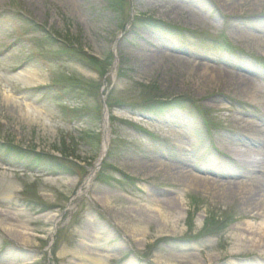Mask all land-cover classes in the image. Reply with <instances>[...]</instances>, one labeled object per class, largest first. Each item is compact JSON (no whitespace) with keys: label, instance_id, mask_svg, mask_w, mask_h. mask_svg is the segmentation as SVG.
Returning <instances> with one entry per match:
<instances>
[{"label":"rangeland","instance_id":"obj_1","mask_svg":"<svg viewBox=\"0 0 264 264\" xmlns=\"http://www.w3.org/2000/svg\"><path fill=\"white\" fill-rule=\"evenodd\" d=\"M256 125L264 0H0V264H93L87 245L101 264H264L236 252V229L264 215ZM178 208L160 233L158 210Z\"/></svg>","mask_w":264,"mask_h":264},{"label":"bare ground","instance_id":"obj_2","mask_svg":"<svg viewBox=\"0 0 264 264\" xmlns=\"http://www.w3.org/2000/svg\"><path fill=\"white\" fill-rule=\"evenodd\" d=\"M255 40H259L262 41L263 37H256L254 36ZM202 66V65H200ZM244 68V67H243ZM246 72L250 73L251 70L248 68H244ZM210 66L207 65V69H205V72H210ZM242 80L245 81V83H250V78H248L247 76H241ZM32 81H34V78H28L27 79V83H32ZM30 114V113H29ZM255 131H251L252 134L258 135L259 138H257L259 142V144H262V142L264 141L262 139V135L264 134V129L263 126L261 125H256L254 127ZM263 133V134H262ZM262 141V142H261ZM245 145V143H244ZM108 146H109V136H107L105 138V142L103 145V149H102V157L104 155H106L107 151H108ZM237 154V156H239L240 158L242 157L243 159L247 160V164L250 166V168L254 167V164H256L258 162V157L260 155L259 151L256 150H252L249 149L247 146L245 148L243 147H238V149L235 152ZM102 159V158H101ZM177 172H178V176L185 181V183H189V185H193V187H201V185L208 183L209 185H216L217 182L212 181V180H207L205 178H202L194 173H192L191 171H184L180 168H176ZM195 171L198 172H202V169H194ZM94 173L95 171L92 172V174L90 175V177L88 178L87 182L85 183L84 187L85 188H89L94 180ZM183 177V178H182ZM225 185H231V184H225ZM252 201H255V199L253 198ZM105 205L106 206H111V200L109 198H105L104 199ZM255 205H258V203H255ZM161 214V219L163 220V224L164 227L160 228V233H163L164 235H168L169 231H173L175 232L178 229L179 226V222L181 221V219L183 218L184 214L183 211L181 209L178 208V212H172V213H166L162 210H158ZM262 216V222L258 225H254L251 223H248L246 227H240L236 229V252L241 251L242 247H246L248 249H259L260 251H262L264 253V215L261 214ZM60 216L57 214H48L46 216H44V219L47 220L48 223H52V224H57L60 220ZM170 226V227H168ZM8 228H11V230L13 229V227L8 226ZM22 228V227H21ZM142 227H139L136 224H131L130 225V234L135 237L134 235H136V233H142L144 234V231L142 230ZM21 229H19L20 231ZM21 232L25 235H28V231H26V229H22ZM129 231V229H128ZM162 234V235H163ZM97 238V237H96ZM211 247L210 246H203V248L200 250L201 253H203L204 251L210 250ZM92 250H96L94 249V247H90L89 245H87L82 252L78 253L77 256L81 259V261L83 263H87L90 261V263L92 262L93 264H101L102 260L100 259V256L96 253H93ZM172 258L178 259V258H183V264H203L200 260L199 257H197L195 254H188L186 256L183 257H174V256H169L167 258H163L161 260L162 264H174ZM214 260L211 259V262H213Z\"/></svg>","mask_w":264,"mask_h":264}]
</instances>
